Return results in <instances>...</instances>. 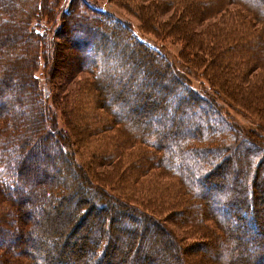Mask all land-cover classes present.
Instances as JSON below:
<instances>
[{
	"label": "trees",
	"instance_id": "obj_1",
	"mask_svg": "<svg viewBox=\"0 0 264 264\" xmlns=\"http://www.w3.org/2000/svg\"><path fill=\"white\" fill-rule=\"evenodd\" d=\"M128 1L133 2H112L127 9ZM65 2L0 0V234H3L0 264H71L72 261L73 264H168L161 254H149L157 246H144L147 252L136 250L140 245L138 232L148 233L149 227L158 236L163 232L162 219L155 216H164L165 212L169 222L184 233L186 246L194 248L190 253L194 260L183 259L175 252L172 264H254L257 259L264 264V176L259 177L264 174L262 144L249 140V147L245 143L247 139H238L234 124L222 114L212 91L209 94L195 91L174 72L165 56L134 36L130 24L85 0ZM136 2L145 12L139 19L140 29L178 43V56L185 61L198 59L215 66L221 64L219 68L224 70L220 73L208 64L209 67L202 66V75L223 83L221 87L226 94L229 87L238 90L241 108L257 111L264 108V77L254 78V74H249L257 68L264 69V0ZM152 2L159 4L155 8ZM148 4L157 15L154 11L153 15L150 13ZM87 9L89 14L80 12ZM185 13L194 19L196 32L204 25L210 26L209 32H212L207 43L205 38L185 27L188 23L171 21ZM220 16L230 20L226 27L216 22ZM156 17L161 30L157 28L158 21L152 22L151 18ZM212 18H215L213 22L207 24ZM74 27L76 30L72 31ZM70 33H73L71 46L78 47L80 52L74 55L75 71L67 74L69 77L64 76L63 81L77 72L90 76L82 92L88 93L83 98L87 96L89 100L90 115L75 133L65 121L66 115L70 119V110L60 114L73 144L90 151L86 168L102 165L116 169L90 170L96 182L104 184L102 188H94L85 174L73 171V161L65 158L68 154L65 147L52 137L57 132L48 129L43 112L40 79L36 75L37 51L40 45L47 47L54 36L68 39ZM224 33L229 34L222 39L220 35ZM205 43L207 54H213L212 49H216L218 57L215 54L209 59L205 55L195 57V49L199 47L200 51V45ZM115 51L116 56L112 55ZM48 52L45 49L41 59L45 78L50 80L56 50ZM229 70L235 74L226 75L225 80ZM120 79L125 89H115L120 86ZM209 80L206 83L210 87ZM136 85L142 87L134 92L132 88ZM80 98L84 110L86 102ZM53 99L56 103V97ZM132 100L136 108L129 112ZM173 115L175 120L165 125L167 134L159 133L158 128H164L163 120L168 122ZM257 116L259 121L264 120V109ZM60 135L68 140L66 135ZM236 150L244 153L240 158L243 162L239 163L232 155ZM55 153L63 159L62 173L58 174L60 168L50 172L43 168L40 177L31 178L28 168L31 159L40 156L48 160ZM32 181L43 184L29 188ZM120 182H124L123 186L117 190L126 201L118 200L106 189ZM203 184L207 187L206 193H202ZM128 186L131 189L125 192L123 189ZM84 187L89 190L78 199V191ZM30 199L46 202L41 216L45 229L40 231L37 244L34 243L36 248L14 233L16 226L22 230L33 226L30 212L18 207ZM132 199L148 209V213L134 203L129 205ZM63 203L66 217L54 221L46 210L52 206L55 211ZM86 215L89 227L80 235L84 254L66 259L58 249L60 240L57 243V239L64 238L72 226L81 224ZM112 216L127 223L124 229L113 224ZM250 231L254 233L252 237ZM126 232L133 235L127 249L115 247L113 242L127 239ZM244 238L249 240L243 242ZM41 242L52 247V254L40 251ZM180 244L179 241L176 246L183 252L182 247L186 246ZM170 245L177 249L174 243ZM253 246H256L253 252H246L245 247ZM111 257L116 262L119 260L118 263Z\"/></svg>",
	"mask_w": 264,
	"mask_h": 264
},
{
	"label": "rangeland",
	"instance_id": "obj_2",
	"mask_svg": "<svg viewBox=\"0 0 264 264\" xmlns=\"http://www.w3.org/2000/svg\"><path fill=\"white\" fill-rule=\"evenodd\" d=\"M67 1H69V0H66L65 4L67 3ZM85 1H87L91 6L98 7V8H101V9L107 11V12H110L113 15L117 16V18L119 17L122 20H124V22L130 24L131 27L133 28L132 30L134 31V36L136 38H138L139 40H141L142 42H144L145 44L149 45L150 47H152L155 50H157L158 52H160L163 56H165L168 60V63L171 64L174 72L178 76H180L181 78L187 80L189 82V84L191 85V87L194 88L195 91H197L200 94H204L205 91H206V93L209 94V92L212 91L211 92L213 94L212 97L214 99L216 98L219 109L221 111H223L222 114H224L228 120L231 119L229 121L232 124H234L235 132H237V135H236L237 138L238 139H247V141L245 143H247L249 140H251L253 142H255V141L259 142L260 144H262V146L264 148V120L262 119V121L261 120L259 121V117L257 116L264 108L260 107L258 109V111L255 109L246 110V109L241 108L240 107L241 103H239L240 102L239 98H241V97L239 96L238 90L229 87V90H227V94H226V92H224V89L221 87L224 85L223 83L220 84V82L217 79H215V81L214 80L210 81L209 80L210 77L208 75L207 76L202 75V70H203L202 68L205 66L207 67L208 65L211 66L210 68L212 70H214L216 72L218 71V73H220L221 71L224 70V69L219 68L221 64H218L215 66L214 64H212V62L211 63H204L203 61L198 62V59L197 60L194 59L192 62L191 61L190 62L185 61L181 57L178 56V51L180 49V45L178 43L171 41L169 38L160 39L161 36L157 37L152 32H145L142 29H140L139 28L140 27V25H139L140 20L139 19H141V17L143 15H145V12L143 9H141L140 7L137 6L138 2H136V1H138V0H133V2H131V1L126 2V8L127 9L120 8V7L116 6L115 3L112 2L115 0H112V1L111 0H85ZM152 3L154 4L155 8L158 6L157 4H159L156 2L155 3L152 2ZM148 6L149 7H147V8L151 10L152 9L151 5L148 4ZM57 10H58V15H59L62 8L60 7V10L59 9H57ZM153 11H154L155 15H157L156 14L157 11L155 9ZM153 11L152 10L150 11V13H152V15H153ZM159 11H161V10H159ZM170 11H172V10H170ZM80 12L83 13V15L90 13L88 9L86 12H84V10H82ZM221 18H222L221 16L218 17L216 19V22L221 23L222 27H226L227 24L230 23V20L228 18H222V19ZM151 19H152L153 23L158 21L157 20L158 17L151 18ZM214 19L215 18L209 19L207 21V24L210 22H213ZM59 21H61V20L59 19ZM171 21L172 22H179V23H182V22L188 23L185 27H188V29H190V31L196 29V28H194L196 25L194 19L191 18L189 16V14H187V13H185L184 15H182L180 17L172 18ZM58 25H59V23H58ZM156 25L155 26L158 28V30H161V25H160L159 21H158V23H156ZM205 26L206 25H204V27ZM204 27L201 31H198V32H196L195 30L194 31H195V33L199 34L197 36H201V37L205 38V42L207 43L209 41L210 34L212 31L209 32L210 26L209 27L207 26L205 28ZM62 29H64V28H62ZM154 29H155V27H154ZM73 30H76L75 27L72 29V31ZM225 34H229V33L221 34L220 37L222 39L224 37H227ZM62 37H63L62 35L60 37L57 35L54 36V38L52 40L54 45H51L52 42H50V44H48L47 47L40 45V49L37 51L38 52L37 53L38 70L36 71V75L40 79L39 85H40L41 93H42V97H43L42 106L44 109L43 112L46 115L45 121H46L47 127L50 131L55 132V133L57 132L56 135H52V137L56 140L58 139L57 141L60 142L65 147L64 149L68 153V154H65L66 155L65 158L67 160L71 159V161H73L72 162L73 171L78 172L81 175L85 174L86 177H88L94 183L93 184L94 188H96V187L102 188L104 186V184L103 183L98 184L96 182L95 178L92 176V173L90 170L91 169L94 170V168H95L96 170L103 172V171H105V169H108V171H112V170H116V169L110 168L111 166L102 167V165H96V166L91 165L92 167L86 168L87 165L85 164V162L90 161V157H89L91 155L89 153L90 151L88 150V148H83L80 146L77 148V146L75 144H73V142H72L73 140H71L69 138L70 134L67 133V129L65 128V126L63 125V122H62L63 116H61L60 113L63 111H66L67 109L70 110V119L65 114L66 115L65 121H67V123L69 124L68 129H69V127H72L73 128L72 131L74 130V132L77 133L76 131H79V128L81 129V127L83 126V125L79 126L80 123L83 124L87 120V116L90 115L88 112L89 100H88L87 96H84V98H83V95L84 94L86 95L88 93L87 92L82 93L84 83L86 82V80L90 76L85 72H77L75 76L73 75L68 80L63 81L64 76L69 77L67 74H70V72L75 71V69L77 67L76 62H75L76 61L75 56L77 54H79L80 50L76 46H73V45L71 46V41L73 39V33L72 34L70 33V35L68 36L69 40L67 38L62 39ZM94 39L96 41L95 43L99 42L97 37H94ZM220 41L222 42L221 39H220ZM55 43H56V45H55ZM206 43L203 45H200V48L202 51L201 50L199 51V47H197L195 49L197 52V54L194 53L195 57H198L199 55H205L206 58L209 59V57L210 58L214 57L213 54H215L218 57L219 52H217L216 49H212L213 54H211V53L207 54L208 49H206V47H207ZM222 45H224V43ZM54 46H55V48H54ZM120 47H122V45H120ZM45 49H47V51H49L48 54L52 53L53 50L54 51L56 50V57H55L56 62L53 64L54 66H52L50 69V72L52 73V78H50V80L45 78L46 70L42 68L43 67L42 65H44V63H43V59H41V56H42V53L45 52ZM119 50H121V49H119ZM112 55L116 56L117 55L116 51L112 52ZM188 55H190V54H188ZM117 62H119V61H117ZM230 69H232V68H230ZM232 70L227 71L228 74H225V77H226L225 80H227V77H228L226 75L233 76L235 74ZM249 74H252V75L254 74L255 75L254 78H257L260 75L262 77H264V69L257 68L255 70L250 71ZM122 80L123 79H120L118 81V84L120 86H115V89L120 88V87H123V88L126 87V86H123V84L121 83ZM206 80L210 81V84H211L210 87L211 88L206 83ZM140 87H142V86L136 85L132 88V91L135 92V91L139 90ZM212 89H214V93H213ZM146 93H149L148 90L146 91ZM53 96L56 97V103H55V100L53 99ZM81 96L84 99V101L86 102V106L84 107L85 108L84 110L82 109V104L80 103V99H81L80 97ZM224 96L226 98V99L224 98L225 100L222 99ZM228 102H230L231 105L226 104ZM134 108H136V104H135L134 100H132V101H130L128 111L132 112L134 110ZM169 119L170 120L168 122L166 121L165 123L163 120L164 128H158L159 133H166L167 134L168 129H167V126L165 127V125H168L172 121H174L175 115L170 116ZM180 122L182 124H184V121H180ZM60 134L66 135L68 140L66 138H63ZM247 145L249 147L251 146L248 143H247ZM255 145L257 146V144H255ZM237 153L239 155H237ZM243 154L244 153L237 152V150H236V152H234V154H232V155H234V158H236V160H238V162L240 163V162H243L242 159H240L241 155H243ZM53 155H54L53 158L48 159V160H46L44 157L40 158V156L38 158L36 156V158L31 159L33 161H30V165L28 166L29 175L31 176V178L36 179V178L40 177L41 171L44 170L43 168H46L49 172L52 170L55 171L56 168H60L63 159H60L56 155V153ZM67 157H69V159ZM39 158L41 159V161H39ZM234 164H236V163H234ZM262 165L264 166V164H262ZM61 173H62V170L60 168V170L58 171V174H61ZM260 176L263 177L264 174H262V175L260 174L259 177ZM226 177L230 178V175L229 176L227 175ZM239 181L242 182L241 180H239ZM256 181H258V178L256 179ZM60 182H61V180H60ZM29 183H30V185L28 186L29 188H31L33 185L36 188L41 187L43 184L42 181L41 182L32 181ZM123 183L124 182H120L116 186L115 185H113V186L108 185L106 187L108 193H112V194L116 195L117 198H120V199H118L120 201H123V200L126 201V198H124V196H122V195L120 196L119 192L117 190L118 188L120 190V187L123 186ZM126 183H128V182H126ZM34 187H32V188H34ZM129 188L131 189V187L128 186V188L125 187V189H123V190L126 192ZM202 188L204 190V192H202V193H206L205 191H206L207 187L203 184ZM211 188H213V187L210 186V189ZM88 190L89 189L85 188V187L82 189V191L79 190L78 191L79 192L78 199H81L82 196L84 197L85 193L88 192ZM25 193H27V192H25ZM142 194H144V193L142 192ZM91 195H92V193H91ZM93 196H95V195H93ZM96 198L98 199L99 196H96ZM121 198H124V199H121ZM128 203H129V205H132L131 203H134V205L136 207H140L143 211H145L147 213L149 211L148 209L143 207V205L138 204V202H136V200H134V199L128 201ZM61 206L59 205V208L57 207L55 211L53 210V208H51L52 206L50 207V210H46V211H49L50 215L54 217V221H58V218L60 219V218L66 217L67 212H66V210H64L65 209L64 203ZM18 207H23L30 212V219L29 220L33 224V226L30 227V230H29V228L26 230H22V228L19 229L18 226H16L14 228V233L16 232L15 235H17L23 241H27L28 243H31V244L33 243L32 245L31 244L30 245L35 247V245H34L35 241H36L35 244H37V240H39V238H41L40 231H43L45 229V227H44L45 224H44L43 219H41V216H43L42 208L46 207V202L38 201V200L32 201L30 199V200L24 201L23 204H19ZM168 211H170V210H168ZM160 213H161V211H160ZM87 216L88 215L85 216L82 223L78 224V226H76V228H73L74 226H72V228H70V231L66 234V236L64 238L60 236L57 239V243L60 240V244L58 245V247H59L58 249L61 250L62 256L63 257L65 256L66 259H71V258L75 259L77 256H80V254H84V245H83V242L80 238V235L84 231H86V229L88 230V227H89L88 220L89 219L87 218ZM166 216H167L166 212L164 213V216L158 217V214L155 216L159 220L162 219L160 221L164 225L163 227H165V229H166L165 230L163 228L162 229L163 232H161V234L159 236L156 235L155 232H154V234L152 233L151 227H149L148 233L142 234L141 233L142 231H140V233L138 232V236H139V243L138 244H140V245L137 247L136 250L138 252H143V251L147 252V250L144 249V246H148V245H152L154 247L157 246L158 249L148 251L149 254L153 255V256H154V254L155 255L161 254L163 256V260H165L168 264L169 263L172 264V261L174 259L173 255L175 254V252H177V254L179 256L181 254L183 259H185V257H186L187 259L192 258V260H194V256L192 254H190L191 251L194 250V248L190 247V245L186 246L185 243H187L186 242L187 238L184 239V233L180 229H178V227H176V225H173V223H170L168 220V217H166ZM111 220H113L112 221L113 224L117 225V227H119V228H123V226L127 224L126 222H120V220H121L120 217L117 219V218H114V216H112ZM75 221H77V220H75ZM131 222H133V221H131ZM37 223H38V227H36ZM166 226H168V227H166ZM71 229H72V231H71ZM173 233H175V234H173ZM18 234L19 235L21 234V235L19 236ZM126 234H127V239L121 238L119 241L113 242V245H115V247H117V245H118L119 247H123V249H127L128 243H129L128 241L131 240L130 237L133 235H131V233L129 234L128 232H126ZM170 234L175 235V237H173ZM2 235L3 234H0V237ZM252 235H254V233L250 231V237H252ZM171 236L173 237L172 240H174V241H171ZM176 238L181 242L180 245L186 246V247H182L183 252H179L180 248H178L176 246V243L179 244V241H177L175 243ZM9 240H12V239H9ZM188 240H190V239H188ZM248 240H249V238H244L243 242H246ZM168 241H170V242H168ZM90 242L91 241L88 240V243H90ZM170 243H174V245L177 247V249L173 248L170 245ZM41 244H42V246L40 247L41 250L39 248V250L41 252H43V253L47 252L48 254H52V247L50 245L46 244L45 242H41ZM260 244H262V242H260ZM255 248H256V246L248 247V248L245 247L246 252H250V253L253 252V250ZM201 251L209 253V251L207 249H204V250L201 249ZM0 253H2L1 249H0ZM201 254H202V252H201ZM202 256L204 257L206 255H204V253H203ZM116 257L118 258L117 255H116ZM114 258L115 257H111L112 260H114ZM259 260H261V259L255 260L254 264H263ZM114 261L116 262V260H114ZM118 261L116 263H118ZM72 262H71V264H73ZM69 264H70V262H69ZM112 264H114V262H112Z\"/></svg>",
	"mask_w": 264,
	"mask_h": 264
}]
</instances>
